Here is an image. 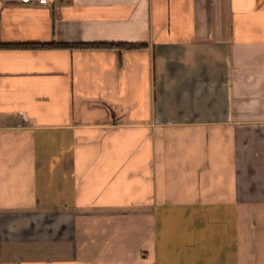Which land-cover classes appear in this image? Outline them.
Returning <instances> with one entry per match:
<instances>
[{"label": "crops", "instance_id": "obj_1", "mask_svg": "<svg viewBox=\"0 0 264 264\" xmlns=\"http://www.w3.org/2000/svg\"><path fill=\"white\" fill-rule=\"evenodd\" d=\"M0 264H264V0H0Z\"/></svg>", "mask_w": 264, "mask_h": 264}, {"label": "trees", "instance_id": "obj_2", "mask_svg": "<svg viewBox=\"0 0 264 264\" xmlns=\"http://www.w3.org/2000/svg\"><path fill=\"white\" fill-rule=\"evenodd\" d=\"M32 46L40 47V45H32ZM64 46L76 47V48H113V47H134V48H139V47H142L143 45H141V44L124 45V44L102 43V44H78V45H64Z\"/></svg>", "mask_w": 264, "mask_h": 264}, {"label": "built area", "instance_id": "obj_3", "mask_svg": "<svg viewBox=\"0 0 264 264\" xmlns=\"http://www.w3.org/2000/svg\"><path fill=\"white\" fill-rule=\"evenodd\" d=\"M23 1H27V0H23ZM32 1L37 4H48L50 2V0H32Z\"/></svg>", "mask_w": 264, "mask_h": 264}]
</instances>
